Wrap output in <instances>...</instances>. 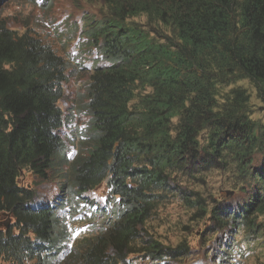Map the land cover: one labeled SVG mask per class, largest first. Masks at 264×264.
I'll return each instance as SVG.
<instances>
[{
	"label": "trees",
	"instance_id": "trees-1",
	"mask_svg": "<svg viewBox=\"0 0 264 264\" xmlns=\"http://www.w3.org/2000/svg\"><path fill=\"white\" fill-rule=\"evenodd\" d=\"M102 1L101 16L87 18L83 29L95 63L107 66H97L86 87L95 139L73 159L58 106L69 64L0 19V215L15 221L0 227V264H50V254L72 239L55 213L34 206L33 191L19 186L22 171L63 179L65 211L84 209L88 193L106 184L107 206L91 207L82 225L89 229L79 242L86 264H123L135 253L162 263L190 256L186 244L165 246L144 228L160 198L153 192L174 168L248 181L246 217L231 220L263 231L249 216H264V125L250 120L247 101L221 91L250 80L264 95V0ZM141 158L151 171L141 169ZM220 209L204 212L226 224Z\"/></svg>",
	"mask_w": 264,
	"mask_h": 264
},
{
	"label": "rangeland",
	"instance_id": "rangeland-1",
	"mask_svg": "<svg viewBox=\"0 0 264 264\" xmlns=\"http://www.w3.org/2000/svg\"><path fill=\"white\" fill-rule=\"evenodd\" d=\"M100 3L101 0H46L42 4L36 0L32 3L30 0H0V15L6 19L10 29L18 33L29 32L39 38L71 66L68 82L64 86V98L59 103L65 117L61 135L66 141L70 158L84 154L94 139V134L89 129L86 87L98 53L88 50L80 35L87 16L96 14ZM237 90L246 94L237 95ZM221 92L227 99L247 101L250 119L264 124V95L252 81L239 82L223 88ZM229 180L226 175L216 171L209 172L207 168H193L184 172L180 170L173 176L169 182V194L164 196L162 203L144 226L145 233L163 245L175 248L183 243L190 249L189 257L169 260L166 264H220L219 260L223 256L221 252H227L228 245L234 240L236 244L239 243L237 246L242 245L232 263L257 264L256 256L252 254L251 239L242 242L241 234L221 230L212 218H207L205 213L195 207L194 202L199 200L205 211L211 206H221L225 212L232 211L235 201L242 195L229 185ZM19 183L30 187L37 198L44 202L58 203L66 196L67 190L60 191L55 181H40L28 171L21 173ZM107 196L108 191L102 185L88 193V203L104 206ZM5 220L4 216H0V223ZM68 221L73 224L71 220ZM82 225L80 223L76 227L80 229ZM82 230L81 233L74 234L75 240L70 246L77 239L84 238L87 232L84 228ZM254 252L259 256L262 251L256 248ZM68 264L82 263L76 259ZM127 264L162 263L135 253L129 256Z\"/></svg>",
	"mask_w": 264,
	"mask_h": 264
},
{
	"label": "bare ground",
	"instance_id": "bare-ground-1",
	"mask_svg": "<svg viewBox=\"0 0 264 264\" xmlns=\"http://www.w3.org/2000/svg\"><path fill=\"white\" fill-rule=\"evenodd\" d=\"M43 17V16H42ZM42 20H43V18H42ZM91 45V44H90ZM92 46V45H91ZM207 170L209 171V168H207Z\"/></svg>",
	"mask_w": 264,
	"mask_h": 264
}]
</instances>
